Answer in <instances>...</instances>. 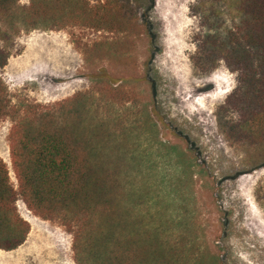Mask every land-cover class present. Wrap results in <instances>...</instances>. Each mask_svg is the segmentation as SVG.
Here are the masks:
<instances>
[{
	"label": "rangeland",
	"instance_id": "obj_1",
	"mask_svg": "<svg viewBox=\"0 0 264 264\" xmlns=\"http://www.w3.org/2000/svg\"><path fill=\"white\" fill-rule=\"evenodd\" d=\"M30 1L19 5L27 7ZM88 1L92 7L111 6L109 14L122 10L129 19L131 6L130 30L22 29L11 41H1L10 58L0 67V77L13 105L71 99L97 86L95 76L103 71L123 81L118 86L137 97L136 107L127 111L140 121L130 146L141 171L138 181L154 189L163 231L171 237L177 233L173 223L187 205L185 211L202 224V251L217 256L219 264H264V150L232 146L217 121L239 76L224 64L202 74L192 62L199 36L210 32L203 12L222 13L209 20L226 30L233 25L227 4L221 9L213 0ZM147 121L151 133L145 132ZM12 125L11 118L0 122V157L18 189L9 142ZM176 183L182 191L175 192ZM18 211L30 234L17 250H1L0 264H76L72 235L62 223L37 217L22 200Z\"/></svg>",
	"mask_w": 264,
	"mask_h": 264
},
{
	"label": "trees",
	"instance_id": "obj_2",
	"mask_svg": "<svg viewBox=\"0 0 264 264\" xmlns=\"http://www.w3.org/2000/svg\"><path fill=\"white\" fill-rule=\"evenodd\" d=\"M20 1L0 0V42L22 29L128 32L134 19L131 6L129 19L123 8L109 14L111 6L92 7L88 0H31L27 7ZM213 1L227 4L233 25L223 30L209 20L222 13L203 12L210 32L199 36L192 62L202 74L221 64L238 74L237 89L218 110V125L232 146L264 150V0ZM9 58L0 48V67ZM95 78L97 86L71 99L17 106L0 77V122H13L9 142L18 183L16 189L0 157V250L15 251L28 239L31 227L18 211L22 200L37 217L67 228L76 264H219L202 251V224L185 211L187 205L173 223L177 233L163 231L154 189L138 181L141 171L130 147L140 121L127 107L135 108L137 97L106 71Z\"/></svg>",
	"mask_w": 264,
	"mask_h": 264
},
{
	"label": "crops",
	"instance_id": "obj_3",
	"mask_svg": "<svg viewBox=\"0 0 264 264\" xmlns=\"http://www.w3.org/2000/svg\"><path fill=\"white\" fill-rule=\"evenodd\" d=\"M1 251V250H0ZM2 252V251H1Z\"/></svg>",
	"mask_w": 264,
	"mask_h": 264
}]
</instances>
